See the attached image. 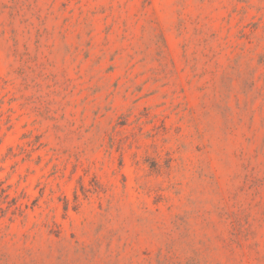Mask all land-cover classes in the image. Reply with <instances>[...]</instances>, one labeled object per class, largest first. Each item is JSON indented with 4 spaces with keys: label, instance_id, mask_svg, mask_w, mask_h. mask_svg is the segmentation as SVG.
Returning a JSON list of instances; mask_svg holds the SVG:
<instances>
[{
    "label": "rangeland",
    "instance_id": "rangeland-1",
    "mask_svg": "<svg viewBox=\"0 0 264 264\" xmlns=\"http://www.w3.org/2000/svg\"><path fill=\"white\" fill-rule=\"evenodd\" d=\"M0 264H264V0H0Z\"/></svg>",
    "mask_w": 264,
    "mask_h": 264
}]
</instances>
